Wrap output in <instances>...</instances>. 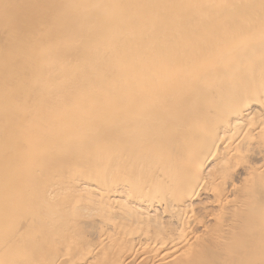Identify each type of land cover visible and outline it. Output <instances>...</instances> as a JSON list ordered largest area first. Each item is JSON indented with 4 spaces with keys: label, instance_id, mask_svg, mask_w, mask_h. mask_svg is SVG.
<instances>
[{
    "label": "bare ground",
    "instance_id": "1",
    "mask_svg": "<svg viewBox=\"0 0 264 264\" xmlns=\"http://www.w3.org/2000/svg\"><path fill=\"white\" fill-rule=\"evenodd\" d=\"M51 2L0 30V264H264V0Z\"/></svg>",
    "mask_w": 264,
    "mask_h": 264
},
{
    "label": "rangeland",
    "instance_id": "2",
    "mask_svg": "<svg viewBox=\"0 0 264 264\" xmlns=\"http://www.w3.org/2000/svg\"><path fill=\"white\" fill-rule=\"evenodd\" d=\"M32 3V5H35V7H33V8H28V9H25V8H27V7H25V6H22V7H16L15 8V17H14V19H12V20H9V17L11 16V14H8V13H6V11L8 10L7 8H2V9H4L3 11H0V14H3V20H2V22H1V24H2V26H3V28H1L0 30H7L8 31V29H11V24L12 23H14L15 25H17V27L18 26H20V25H22V24H24V23H26L27 21H28V18H30V16H33V17H36V18H40V19H42V18H44V17H48V15L50 14V9H51V6L53 5V2H51V4L49 5V7L47 8V9H45V10H43V9H38V7H37V0H33V2H31ZM22 8H24V9H22ZM9 13H12V11L10 10L9 11ZM45 13V14H44ZM31 14V15H30ZM42 14V15H41ZM36 26H37V24H35V26H33V27H28V26H25L26 28H23L25 31L23 32V33H26V34H28L29 36H30V34H32V33H34L35 32V29H36ZM2 32V31H1ZM2 34V33H1ZM2 36H4V32H3V35ZM0 69L2 70V73L0 72V76L3 74V73H5L7 70L5 69V67H3V64L0 62ZM253 107H256V106H253ZM256 110H257V107L255 108ZM259 109V108H258ZM0 112H1V110H0ZM2 115V114H1ZM3 118V119H2ZM6 122V119L3 117V115L2 116H0V123H5ZM12 128V127H11ZM15 137H18V136H15ZM12 140V139H11ZM14 141H16V140H14ZM70 154V153H69ZM67 157V156H66ZM69 157V158H68ZM68 162H69V159H70V156L68 155ZM211 157V156H210ZM244 157V156H243ZM243 157L240 159L242 162H240V160H239V162H237L238 163V165L236 166V168H237V170H239L241 167H240V164H242V165H244V164H247V163H250L249 161H251V160H249L250 158L247 156V154L245 155V157H244V159H246V160H244L243 159ZM249 161H248V160ZM245 161V162H244ZM247 161V162H246ZM63 162V161H62ZM64 162L66 163V158H65V160H64ZM63 162V163H64ZM67 162V163H68ZM252 163H254V162H252ZM256 164L258 163V162H255ZM214 164V158L213 157H211L209 160H208V163L206 164L207 166L205 167L206 168V172L207 173H209V172H211L212 171V165ZM211 165V166H210ZM241 165V166H242ZM68 168H70V167H68ZM67 168V169H68ZM81 169V168H80ZM85 169V168H84ZM83 169V170H84ZM236 170V169H235ZM57 175V174H56ZM241 177V176H240ZM241 179V180H240ZM239 179V183H240V185L242 184V178H240ZM203 184V183H202ZM206 185V184H205ZM205 185H204V188H205ZM208 185V184H207ZM206 185V186H207ZM201 189H204L203 188V186H201V184H200V186H199ZM239 189V188H238ZM237 189V190H238ZM198 192H199V190H198ZM241 192L238 190L237 192H235V194H234V197L236 198V199H239V198H241ZM243 196H244V194H242ZM143 197V195H139V197H137L136 198V200L139 202V201H141V199H140V197ZM200 197H204V194H203V191H201L200 192ZM235 208H233L232 206H226V208L223 210V212H222V217H223V219H222V222H221V224H222V228H218V229H220V236L222 237V238H220V240L222 239V240H225V238L227 239L229 236H231V234H234V233H236V232H238L240 229H242V224H240L239 223V221L237 220V218L235 217V215H234V212H235V210H234ZM237 211H239V210H237ZM78 220V221H77ZM82 218H79V217H76V219H75V221L77 222H75L74 221V226H72V230H73V232L74 233H76V234H74V236H73V238L74 237H76V235H78L79 234V236H80V238L78 237V239L76 240L77 242H79V241H82L83 240V238L82 237H84V235H86V233H87V231H88V229H87V225L85 226V223H83L82 221ZM240 221H242V223H243V219L241 220L240 219ZM86 223H88V222H86ZM235 223V224H234ZM89 224H90V222H89ZM88 224V225H89ZM209 224V227L211 228L212 227V225H213V223L212 222H209L208 223ZM232 224V225H231ZM79 225V226H78ZM84 225V226H83ZM240 225V226H239ZM81 226H82V228H81ZM77 228H78V230H77ZM85 228V229H84ZM240 228V229H239ZM81 229H82V231H81ZM222 230V231H221ZM208 231H209V229H208ZM83 234V235H82ZM205 236H207L206 238L208 239V241H207V239H205ZM208 237H210L209 236V234L208 233H206V234H204L203 236H202V238L201 239H203V243L204 244H206V245H212V243H213V241H210V238H208ZM76 239V238H75ZM74 239V240H75ZM80 239V240H79ZM80 243V242H79ZM216 243H218V242H215L214 244H215V246H216ZM218 245V244H217ZM94 250H93V249ZM91 249H90V253L87 255V259H88V261H90V262H92L93 261V259H94V257H93V254H95L96 252H97V249H95L94 248V246L92 247ZM210 248V247H209ZM119 249V247L117 248V250ZM93 250V251H92ZM116 250V251H117ZM96 251V252H95ZM76 252H77V249H76ZM218 258L219 259H215V258H213L214 260H217L216 261V263H218V262H220L221 260L223 261L224 259L226 260V253L224 252V251H222L221 249H219L218 251ZM90 256V257H89ZM119 257V255H117V258ZM246 257H248L247 255H246ZM90 258V259H89ZM115 258V257H114ZM113 258V260H111V259H109V257H106V259L104 260L107 264H114L115 263V259ZM209 259H211V258H209ZM92 260V261H91ZM110 260V261H109ZM207 263H209V262H211V260H209V261H206ZM221 263V262H220ZM241 264H246V263H241Z\"/></svg>",
    "mask_w": 264,
    "mask_h": 264
}]
</instances>
